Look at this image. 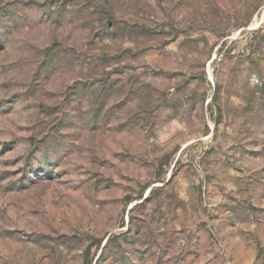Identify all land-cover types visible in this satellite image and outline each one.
Instances as JSON below:
<instances>
[{
	"label": "rangeland",
	"instance_id": "obj_1",
	"mask_svg": "<svg viewBox=\"0 0 264 264\" xmlns=\"http://www.w3.org/2000/svg\"><path fill=\"white\" fill-rule=\"evenodd\" d=\"M0 264H264V0H0Z\"/></svg>",
	"mask_w": 264,
	"mask_h": 264
}]
</instances>
